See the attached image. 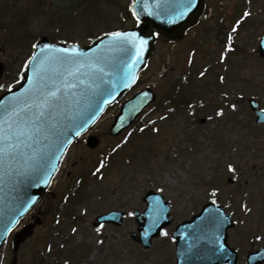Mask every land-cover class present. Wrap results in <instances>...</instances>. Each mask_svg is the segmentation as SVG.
Wrapping results in <instances>:
<instances>
[{
  "label": "rangeland",
  "instance_id": "rangeland-1",
  "mask_svg": "<svg viewBox=\"0 0 264 264\" xmlns=\"http://www.w3.org/2000/svg\"><path fill=\"white\" fill-rule=\"evenodd\" d=\"M65 2H69L71 12L59 8ZM129 2L101 0L87 6L84 0H0V16L9 21L15 14L13 21L17 24L20 16L24 18L20 20L22 28L15 27L14 37L25 34L21 41L14 42L5 22L0 24V62L7 68L0 79V94L11 83L17 86V75L23 70L33 39L46 35L53 41L87 44L92 34L133 27V21L123 18L127 17ZM210 5L214 17L192 30L182 42L172 45L159 41L141 82L92 131L100 140L99 146L92 150L79 142L71 149L49 198L39 207L43 224L21 247L18 264H175V228L210 201L224 205L233 215L236 227L230 231L231 240L239 235L235 241L241 247L238 264H247L246 247L259 244L261 239L257 237L264 234V126L255 124L247 102L256 99L264 109V59L258 53L264 35V0H211ZM246 12L251 15L238 26ZM226 39L242 51L231 54L223 46ZM190 56H194V64ZM220 57H229L225 68L214 66ZM204 65L212 70L199 78L197 74ZM215 69L224 76L218 86ZM189 72L196 78L195 89L203 96L204 109L195 114L179 110L166 117L163 109L152 113L153 107H149L140 119V125L151 124L148 131L130 132V128L118 138L110 137L109 128L125 101L150 88L161 102L176 79ZM193 102L197 104L199 99ZM234 102L237 108L233 111L229 105ZM221 110L222 117L217 115ZM112 152L111 167L102 179L87 180L83 199L74 206L72 217L64 211L60 217L61 194L84 172L91 174L99 160ZM230 165L235 173L229 171ZM230 178L232 183L228 182ZM150 190L166 197L174 220L161 237L153 240L152 248L144 250L132 238V233H137L133 213L146 208L143 200ZM245 205L250 212L245 211ZM111 210L128 212L124 224L95 228V218ZM55 214L58 224L53 222ZM3 254V264H11L12 238ZM40 254L43 262L39 261Z\"/></svg>",
  "mask_w": 264,
  "mask_h": 264
},
{
  "label": "water",
  "instance_id": "water-1",
  "mask_svg": "<svg viewBox=\"0 0 264 264\" xmlns=\"http://www.w3.org/2000/svg\"><path fill=\"white\" fill-rule=\"evenodd\" d=\"M135 9L143 23L122 33L147 41L142 53H138L135 42L119 45L111 35L84 49L52 44L43 38L34 54L37 59L32 57L23 74L22 85L0 97V128L27 132L19 140L11 141L16 145L8 148L11 155L0 154V249L20 219L46 193L72 142L136 83L154 53L157 35L173 41L182 39L199 22L204 0H137ZM49 48L50 51L41 52ZM74 48L79 57L62 62L57 49ZM259 52L264 57V38ZM4 69L0 64V78ZM51 92L57 93V100H52ZM154 100L151 91H144L127 102L112 126V135L118 136L128 128ZM251 104L257 112V122L264 123V111L259 112L258 105ZM97 144L95 138L90 140L91 147ZM145 201L148 209L143 214L137 213V220L139 242L148 249L152 239L161 235L173 217L163 196L150 192ZM123 216L124 213L112 212L98 218L96 226L121 225ZM34 227L29 225L17 234L15 253L33 235ZM231 227V216H226L222 207L206 205L200 214L180 224L175 231L177 264H236V253L227 244V231ZM249 262L262 264L264 249L251 255Z\"/></svg>",
  "mask_w": 264,
  "mask_h": 264
},
{
  "label": "snow or ice",
  "instance_id": "snow-or-ice-1",
  "mask_svg": "<svg viewBox=\"0 0 264 264\" xmlns=\"http://www.w3.org/2000/svg\"><path fill=\"white\" fill-rule=\"evenodd\" d=\"M244 15L247 17L249 15H251V13H244ZM137 19H139L137 17ZM233 31H236V29L234 28ZM115 42L119 45H124V44H127L129 42H135L134 43V46H136L138 48V53H142L143 51V47L144 45L147 43V41L145 40H140L139 38L135 37L134 34H125V33H120V32H116V33H111L110 34ZM34 47H36V45H34ZM51 49H47V50H44L42 49L41 52L44 53L46 51H50ZM57 51L59 53H61V61L64 62V61H68V62H72V61H75L78 57H79V51L77 49H57ZM37 59L36 56L33 57V60ZM32 63V60L29 61V64ZM50 97L52 98V100H57L58 99V96H57V93L56 92H51L50 93ZM242 99V98H241ZM107 102V101H105ZM230 109L231 110H236L237 108V103L234 102V103H230L229 105ZM41 115H43V113H41ZM218 116H224V111L221 110L217 113ZM141 131H143V129H141ZM156 131H159V129H156ZM27 134V132H18V131H15V130H12L11 127H9V129H3V128H0V144H7L8 147H0V154H5V155H11V153L8 151V148H15L16 145L14 143H11L12 140H19L20 136L21 135H25ZM77 135H79V132H77ZM104 164L103 162H101L100 164V168L97 169V172H99L102 168H104ZM229 171L232 172V173H235L236 169L234 167H232L231 165L229 166ZM95 175V173H94ZM102 178V177H101ZM216 193H213V195H215ZM245 208V211H248L250 212L251 209L247 208V205L244 206ZM226 219V218H225ZM221 223L224 222V220L222 219L220 221ZM57 223H59V221H57ZM73 232L76 231V229H73L72 230ZM164 235H167V233L165 232ZM257 239H260V237H257ZM99 243H103V241H99ZM51 250V249H49Z\"/></svg>",
  "mask_w": 264,
  "mask_h": 264
},
{
  "label": "trees",
  "instance_id": "trees-1",
  "mask_svg": "<svg viewBox=\"0 0 264 264\" xmlns=\"http://www.w3.org/2000/svg\"><path fill=\"white\" fill-rule=\"evenodd\" d=\"M0 24H1V18H0ZM22 38H24V36ZM28 47H30V46L28 45ZM178 90L175 89V92ZM168 101H169V103L172 104L173 108L177 109L178 106H181V105L187 106L189 104V102L191 101V99L188 97V95H186V97H184L183 99H179L177 96H173V94H171V96L168 97Z\"/></svg>",
  "mask_w": 264,
  "mask_h": 264
},
{
  "label": "flooded vegetation",
  "instance_id": "flooded-vegetation-1",
  "mask_svg": "<svg viewBox=\"0 0 264 264\" xmlns=\"http://www.w3.org/2000/svg\"><path fill=\"white\" fill-rule=\"evenodd\" d=\"M85 2H86V4H87V6H92L93 4V2L94 1H97L98 3L101 1V0H84ZM124 19L126 20V21H132V20H135V18H133V16L132 15H128L127 14V17H124Z\"/></svg>",
  "mask_w": 264,
  "mask_h": 264
}]
</instances>
